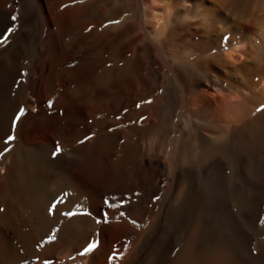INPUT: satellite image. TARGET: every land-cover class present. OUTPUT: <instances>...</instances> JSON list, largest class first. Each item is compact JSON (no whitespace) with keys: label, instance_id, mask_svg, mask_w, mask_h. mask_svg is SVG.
Returning a JSON list of instances; mask_svg holds the SVG:
<instances>
[{"label":"bare ground","instance_id":"obj_1","mask_svg":"<svg viewBox=\"0 0 264 264\" xmlns=\"http://www.w3.org/2000/svg\"><path fill=\"white\" fill-rule=\"evenodd\" d=\"M8 28L0 264H264V0H0ZM196 184L234 212L185 228Z\"/></svg>","mask_w":264,"mask_h":264},{"label":"rangeland","instance_id":"obj_2","mask_svg":"<svg viewBox=\"0 0 264 264\" xmlns=\"http://www.w3.org/2000/svg\"><path fill=\"white\" fill-rule=\"evenodd\" d=\"M200 187V188H199ZM194 189H193V194L190 196V198H189V200H187V201H183V204H187V202H189V201H191V206H190V208H191V210H190V208H187V205L185 206H182L181 204V206L179 207L178 205H179V203H175L176 201L174 200V197H175V191H176V188H174L173 190V194L171 193L166 199L165 198H163V200H161L162 201V206H161V208H163V209H160V215L162 216V220H164V217H165V215L168 213V212H172V214H175V212L177 211V210H174L177 206L179 207H177L178 208V211H177V213H181L180 215L183 217V221L182 222H184L183 223V226L185 225L186 227L188 226V224H190V222L194 219V216L196 215V214H198L199 212H200V214H202V216L204 217V218H206V219H209L210 220V218L212 219V218H215V217H217L219 214H221V212H223V214L224 215H227L228 213H232V212H234V210L235 209H233L234 207H233V204H232V202L229 200L230 198L226 195V196H224V197H218L215 193H214V189L212 190L211 189V187H210V189H209V187H207V186H205V185H203V184H196V185H194V187H193ZM197 189V190H196ZM195 190V191H194ZM199 190V191H198ZM208 190V191H207ZM210 190V191H209ZM205 191V192H204ZM208 192H209V194H208ZM203 193H204V195H203ZM198 195H200V196H198ZM195 196V197H194ZM214 196V197H213ZM127 197V198H126ZM172 197V198H171ZM208 197V198H207ZM210 197V198H209ZM130 198V199H129ZM195 198V199H194ZM197 198V199H196ZM220 198V199H219ZM226 198V199H225ZM120 199V200H119ZM123 199V200H122ZM168 199V200H167ZM221 199H222V201H221ZM171 200V201H170ZM201 200V201H200ZM205 200H206V203H205ZM218 200H220V201H218ZM226 202H225V201ZM122 201V202H121ZM130 201V202H129ZM133 201H137L136 200V197L134 198H132V196H130V195H128V194H124V195H119L116 199H115V204L116 205H120V207H125V206H127L128 205V203L130 204L131 202H133ZM166 201V202H165ZM196 201V202H195ZM207 201H209V203L207 202ZM120 202V203H119ZM126 202V203H125ZM165 202V203H164ZM169 202V203H168ZM198 202V203H197ZM203 202V203H202ZM231 202V203H230ZM111 203V202H110ZM123 203V204H122ZM170 203L171 204H173V205H171V207L168 209V206H170ZM174 203H175V208L173 209L172 208V206H174ZM225 203V204H224ZM125 204V205H124ZM177 204V205H176ZM197 204V205H196ZM166 205H168V206H166ZM192 205H194V206H192ZM214 205V206H213ZM221 207H220V206ZM206 206V207H205ZM223 206H224V208H223ZM167 207V208H166ZM182 207V208H181ZM183 207H184V210H183ZM185 207L187 208V209H185ZM211 207V208H210ZM217 207V208H216ZM228 207V208H227ZM203 208V209H202ZM220 208V209H219ZM167 209L168 210H170V211H168V212H166L167 211ZM173 209V211H171ZM180 209V210H179ZM195 209V210H194ZM209 209V210H208ZM211 209V210H210ZM219 209V210H218ZM163 210V211H162ZM202 210H203V213H202ZM216 210V211H215ZM229 210V211H228ZM231 210V211H230ZM180 211H182V212H180ZM189 213H188V212ZM215 213H214V212ZM219 211V212H218ZM162 212V213H161ZM176 213V214H177ZM207 213H208V215H207ZM210 213H213V214H210ZM218 213V214H217ZM189 214V215H188ZM191 215V216H190ZM211 216V217H210ZM213 216V217H212ZM190 219V220H189ZM186 221V222H185ZM187 223V224H186ZM184 226V227H185ZM183 227V228H184ZM185 227V228H186ZM114 251L115 252H112V253H110V255H109V258H108V261L110 260H112L113 261V259L115 260L116 259V257L118 258V249H117V247H116V249L114 248Z\"/></svg>","mask_w":264,"mask_h":264},{"label":"snow or ice","instance_id":"obj_3","mask_svg":"<svg viewBox=\"0 0 264 264\" xmlns=\"http://www.w3.org/2000/svg\"><path fill=\"white\" fill-rule=\"evenodd\" d=\"M12 19H13V21H15L16 17L13 16ZM13 31H14V29H12V28H8V29L6 30V34H3L2 36H0V45H3V44L8 40V37L12 34ZM225 39H227V38L225 37ZM49 106L51 107V104H50ZM260 110H261V109H257V111H260ZM24 115H25V110H24L23 108H20V109L18 110V114L14 117L13 128H15V126H16V122H17V121H20L21 118H22ZM90 138H91V137H85V139L79 141V143H85L86 140H87V139H90ZM14 139H15L14 136L9 135V136L7 137V139L4 141V143H5V144L11 143V142L14 141ZM61 154H62V149L60 148L59 144H57L56 148H55V149L53 150V152H52V156H53V158H55V157H57L58 155H61ZM3 155H4V152H3V151H0V158H2ZM65 195H67V193H65ZM105 205H106L107 207H110V208L117 207V205L110 204V203L108 202V200H105ZM53 207H54V206H53ZM0 211H2V209H0ZM50 212H51V209H50ZM65 215L71 216V215H73V213H72V212H68V213H65ZM123 215H124V213L121 212V216H123ZM101 222H103V223H108V222H109V221H108V215H107V213H104V214H103V219H102V221H101V220H97V223H101ZM54 238H55V234H52V235L49 237L50 240H52V239H54ZM97 246H98V242H97V241H91V242L85 247L84 251H83L82 253H80V254H81V255H84V254L90 253V252H92Z\"/></svg>","mask_w":264,"mask_h":264}]
</instances>
